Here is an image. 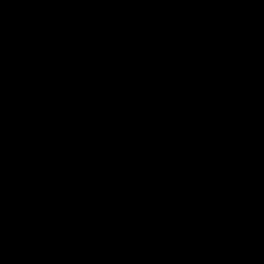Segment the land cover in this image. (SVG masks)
Here are the masks:
<instances>
[{
	"label": "trees",
	"instance_id": "obj_1",
	"mask_svg": "<svg viewBox=\"0 0 264 264\" xmlns=\"http://www.w3.org/2000/svg\"><path fill=\"white\" fill-rule=\"evenodd\" d=\"M0 264H264V0H0Z\"/></svg>",
	"mask_w": 264,
	"mask_h": 264
}]
</instances>
